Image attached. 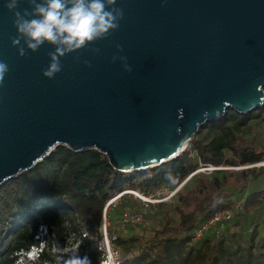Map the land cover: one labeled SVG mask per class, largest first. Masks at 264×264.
Here are the masks:
<instances>
[{"label":"water","instance_id":"obj_1","mask_svg":"<svg viewBox=\"0 0 264 264\" xmlns=\"http://www.w3.org/2000/svg\"><path fill=\"white\" fill-rule=\"evenodd\" d=\"M116 6L118 28L60 57L61 70L48 78L42 70L55 45L32 51L21 39L20 55L14 13L0 0V60L9 66L0 83V186L58 145L97 149L120 171L154 167L177 158L229 109L246 114L264 105V0ZM26 9L28 0H19L17 10Z\"/></svg>","mask_w":264,"mask_h":264},{"label":"trees","instance_id":"obj_2","mask_svg":"<svg viewBox=\"0 0 264 264\" xmlns=\"http://www.w3.org/2000/svg\"><path fill=\"white\" fill-rule=\"evenodd\" d=\"M263 157L264 105L246 114L229 109L202 126L177 158L140 171L116 169L97 149L76 152L58 145L34 168L0 186V264H16L21 250L31 248L37 255L31 264H55L52 248L77 242L78 255L87 254L92 264H100L106 249L100 229L103 211L116 192L134 188L149 193L163 185L175 186L196 170L199 160L236 165ZM224 171L238 176L241 186L228 189ZM263 173L264 167L197 172L172 201L149 207L148 225L128 223L126 230L120 228L119 214L140 203L125 196L110 209L108 219L118 264H264V240L255 243L252 237L249 245L240 247L233 239L264 209V185L247 189ZM243 194L244 205L231 220L193 241L203 221Z\"/></svg>","mask_w":264,"mask_h":264},{"label":"clouds","instance_id":"obj_3","mask_svg":"<svg viewBox=\"0 0 264 264\" xmlns=\"http://www.w3.org/2000/svg\"><path fill=\"white\" fill-rule=\"evenodd\" d=\"M19 0H5V7L14 13L13 23L18 35L12 39V44L18 47L20 55H24L25 47L20 46L23 39L27 49L36 51L45 41L55 45L53 51L49 52L50 57L47 67L42 72L43 75L52 78L61 70L60 57L66 53L84 48L88 44L98 39L104 38L110 32L118 28V21L123 16L121 8L117 7V0H28L31 5V12L26 9L24 14L17 10ZM117 48L120 45L116 46ZM93 52L99 49L93 48ZM117 56H113V60ZM120 60L125 61V70H131V66L126 62V57L120 56ZM9 66L4 60H0V83L3 82ZM180 116L183 109H179ZM208 110L203 112V116H208ZM43 231H47L45 226H41ZM71 244V237H69ZM79 242L71 244V247L54 246L55 264H92L87 254L78 255ZM64 253H70L65 257ZM118 252L105 249L100 264H118L116 257ZM37 259L36 249L21 250L18 254L16 264H31Z\"/></svg>","mask_w":264,"mask_h":264},{"label":"built area","instance_id":"obj_4","mask_svg":"<svg viewBox=\"0 0 264 264\" xmlns=\"http://www.w3.org/2000/svg\"><path fill=\"white\" fill-rule=\"evenodd\" d=\"M192 155H196V151H191ZM264 167V157L253 162H246L240 164H212V163H203L199 160V165L184 181L181 183L170 186V185H163L155 191L152 192H144L134 188H126L120 190L113 194L106 202L102 222H101V231L103 233V243L107 249L112 250L110 238L108 235V227H109V211L111 208L117 206L119 200L124 198L125 196H131L135 200L140 203V210L136 212H125L120 219V228L126 230V226L130 222L142 223L147 220V212L151 205L155 206L157 203L160 202H170L172 201L178 194L179 190L183 187L186 180L191 177L193 174L197 172H204V173H211L216 170H243V169H254L259 170ZM246 200V194H243L241 197L235 200V203L221 208L220 210L216 211L213 215L203 221L195 230L193 241L200 239L205 232L211 229L214 226H217L221 222L229 221L233 218L235 212L234 210L242 209L244 202Z\"/></svg>","mask_w":264,"mask_h":264},{"label":"rangeland","instance_id":"obj_5","mask_svg":"<svg viewBox=\"0 0 264 264\" xmlns=\"http://www.w3.org/2000/svg\"><path fill=\"white\" fill-rule=\"evenodd\" d=\"M223 173L226 175L225 182H226V186L228 189L234 188V186H241V184H240L241 181H239L238 176H230L227 171H224ZM223 173H221V174H223ZM249 178H250V175H249ZM263 185H264V173L261 174L257 180L249 183V186L247 187V189L249 190V189L260 188ZM236 196L237 195L235 194L233 197H236ZM123 200H124L123 198L121 200H119L117 205L119 203H121ZM233 203H235V200L231 204H233ZM139 210H140V206H138L136 208L135 207H133V208L127 207V208L122 209V211L119 215L123 216V214L125 212L132 213V212H136ZM234 212H235V214H237L238 210L235 209ZM119 219H122V218H119ZM150 221H151V219H149V217H147V220L142 222V223H136V222H130V223L148 225L150 223ZM108 222L110 224V220H108ZM246 225L248 228L246 231L241 230V231L236 232L233 235L235 246L244 247L246 245H249L252 242V237H253V240L255 243L264 240V209L261 210L260 212H258L253 220H247Z\"/></svg>","mask_w":264,"mask_h":264}]
</instances>
